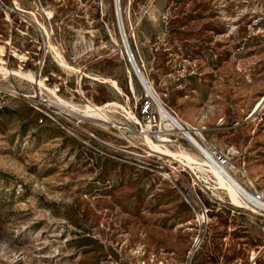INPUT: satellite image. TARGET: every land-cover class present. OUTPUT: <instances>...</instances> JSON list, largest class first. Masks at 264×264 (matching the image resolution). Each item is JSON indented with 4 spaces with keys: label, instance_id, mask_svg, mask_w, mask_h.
Segmentation results:
<instances>
[{
    "label": "rangeland",
    "instance_id": "374dc122",
    "mask_svg": "<svg viewBox=\"0 0 264 264\" xmlns=\"http://www.w3.org/2000/svg\"><path fill=\"white\" fill-rule=\"evenodd\" d=\"M120 7L165 107L264 196V0ZM147 102L160 126L114 0H0V264H264V215L180 131L146 138Z\"/></svg>",
    "mask_w": 264,
    "mask_h": 264
},
{
    "label": "bare ground",
    "instance_id": "6f19581e",
    "mask_svg": "<svg viewBox=\"0 0 264 264\" xmlns=\"http://www.w3.org/2000/svg\"><path fill=\"white\" fill-rule=\"evenodd\" d=\"M120 1L121 0H114L115 3V11H116V15L118 17V23H119V29H120V33H121V37L124 43V47L126 49L127 54L130 57V60L133 64V71L136 74L141 86L143 87L144 91H145V95L146 97L150 98L153 105L155 106V108L157 109L159 116H160V120L162 121V124L159 123L156 120V124L151 121L148 125H146L145 128H143L142 132L143 134L146 133L145 137L146 138H150V135H154L155 140L158 142H163L164 139H166L167 142V138L162 137L163 134L165 133L167 130L170 131H180L183 136L186 138V140L201 154V156L206 160V163L210 166L211 170L218 176L219 179V183L222 187L226 188L231 196L232 202L234 204H240V199L246 201L247 203H250L253 201V194L252 192H249L243 185H241L235 178L234 176L231 175V173L228 171L227 169V164H222L221 162H219L214 154L213 151H211L212 149L204 144L202 141V144L197 137L200 138V134L198 133H194L192 134L191 132H189L186 128L183 127V125L180 123V121L174 116V114L171 113V111H169L165 105L163 104V102L161 101V99L158 97V95L156 94V92L154 91V89L152 88V86L150 85V83L148 82V80L146 79V77L143 75L142 71L138 68L136 61L134 60V56L131 52L130 46H129V42L127 39V35L125 33V31H123L124 27L122 26L123 24H121V13H120ZM37 82V81H36ZM116 87V83H113ZM118 88V87H117ZM68 108H69V112L82 117V118H92L93 120H97V121H101V122H105L107 123L109 121V117L102 112L103 109L109 107L112 104H106L103 105L102 107L96 106L94 104H91L88 102V104H86L84 106L83 109H80L74 105H68L65 104ZM82 114L83 116L77 114V113ZM151 139V138H150ZM201 140V139H200ZM206 145V146H205ZM156 149H159V145H154ZM165 154H168L169 151L167 149H165L164 151ZM185 158H189L190 156L187 155H182ZM184 158V159H185ZM187 160V159H186ZM193 160V159H191ZM257 193V198L260 199H264V196L262 194ZM260 206L264 209V202L259 203Z\"/></svg>",
    "mask_w": 264,
    "mask_h": 264
},
{
    "label": "built area",
    "instance_id": "2783aa9c",
    "mask_svg": "<svg viewBox=\"0 0 264 264\" xmlns=\"http://www.w3.org/2000/svg\"><path fill=\"white\" fill-rule=\"evenodd\" d=\"M150 111H151V104L149 103V102H147L146 104H144L143 105V107H142V113L143 114H147V116H148V118H149V123L151 122V121H153L155 124H156V119H155V116H153V119H151L150 118V116H151V113H150ZM52 113H54V114H57V112H55V111H51ZM49 113V112H48ZM65 119H67V118H65ZM87 133V132H86ZM87 134H89V136H90V139H92V140H95V141H100V142H102L95 134H90V133H87ZM150 136H152V138H155L154 137V135L152 134V135H150ZM200 141H202L204 144H206L207 145V143H206V139L204 138V136H203V134H200ZM210 147V146H209ZM211 149H212V151L214 152V154H215V156H216V158H217V160L219 161V162H221L222 164H226L227 163V158L224 156V155H222V154H220L219 152H218V150L215 148V147H210ZM252 194H253V201L252 202H250V205L252 206V209L255 211V212H258V213H260V214H262V215H264V209L260 206V204L259 203H261V202H264V199H260V198H257V193H255V192H252Z\"/></svg>",
    "mask_w": 264,
    "mask_h": 264
},
{
    "label": "water",
    "instance_id": "95a60500",
    "mask_svg": "<svg viewBox=\"0 0 264 264\" xmlns=\"http://www.w3.org/2000/svg\"><path fill=\"white\" fill-rule=\"evenodd\" d=\"M117 19H118V17H117ZM119 22V21H118ZM121 24H122V20H121ZM120 26V25H119ZM123 26V25H122ZM123 31H124V29H123ZM128 57H129V55H128ZM130 58V57H129ZM131 61V60H130ZM131 64H132V62H131ZM132 67H133V64H132ZM134 68V67H133Z\"/></svg>",
    "mask_w": 264,
    "mask_h": 264
}]
</instances>
